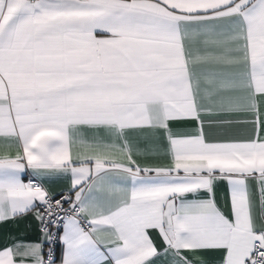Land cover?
<instances>
[{
    "label": "snow or ice",
    "instance_id": "obj_1",
    "mask_svg": "<svg viewBox=\"0 0 264 264\" xmlns=\"http://www.w3.org/2000/svg\"><path fill=\"white\" fill-rule=\"evenodd\" d=\"M3 223L0 264H264V0H0Z\"/></svg>",
    "mask_w": 264,
    "mask_h": 264
},
{
    "label": "crops",
    "instance_id": "obj_2",
    "mask_svg": "<svg viewBox=\"0 0 264 264\" xmlns=\"http://www.w3.org/2000/svg\"><path fill=\"white\" fill-rule=\"evenodd\" d=\"M67 184L64 182L56 183L52 186V191L58 192L61 188H66ZM23 232H27L31 235V229H28L26 225H20L19 227L12 223L0 224V243L8 239L12 235H20Z\"/></svg>",
    "mask_w": 264,
    "mask_h": 264
}]
</instances>
